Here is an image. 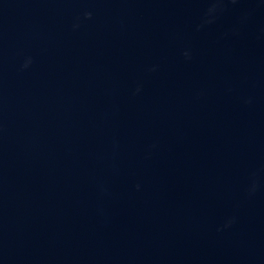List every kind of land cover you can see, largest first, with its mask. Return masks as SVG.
Returning <instances> with one entry per match:
<instances>
[{"label": "water", "instance_id": "water-1", "mask_svg": "<svg viewBox=\"0 0 264 264\" xmlns=\"http://www.w3.org/2000/svg\"><path fill=\"white\" fill-rule=\"evenodd\" d=\"M0 264H264V0H0Z\"/></svg>", "mask_w": 264, "mask_h": 264}]
</instances>
